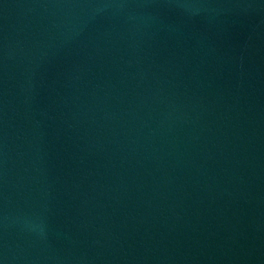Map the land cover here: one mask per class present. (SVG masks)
<instances>
[{
  "label": "water",
  "instance_id": "water-1",
  "mask_svg": "<svg viewBox=\"0 0 264 264\" xmlns=\"http://www.w3.org/2000/svg\"><path fill=\"white\" fill-rule=\"evenodd\" d=\"M0 264H264V0H0Z\"/></svg>",
  "mask_w": 264,
  "mask_h": 264
}]
</instances>
